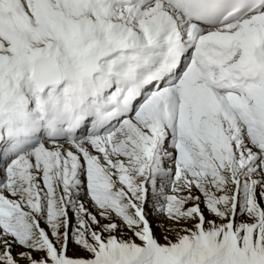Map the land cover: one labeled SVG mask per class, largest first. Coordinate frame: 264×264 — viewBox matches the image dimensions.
I'll use <instances>...</instances> for the list:
<instances>
[{"label":"snow or ice","instance_id":"6c2138e0","mask_svg":"<svg viewBox=\"0 0 264 264\" xmlns=\"http://www.w3.org/2000/svg\"><path fill=\"white\" fill-rule=\"evenodd\" d=\"M0 264H264V0H0Z\"/></svg>","mask_w":264,"mask_h":264}]
</instances>
